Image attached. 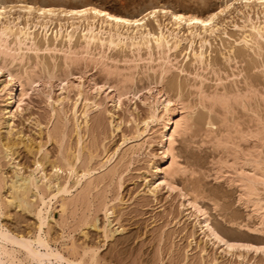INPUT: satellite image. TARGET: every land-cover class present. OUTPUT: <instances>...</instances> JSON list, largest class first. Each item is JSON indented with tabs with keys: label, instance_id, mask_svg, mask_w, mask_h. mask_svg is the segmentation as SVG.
Listing matches in <instances>:
<instances>
[{
	"label": "rangeland",
	"instance_id": "obj_1",
	"mask_svg": "<svg viewBox=\"0 0 264 264\" xmlns=\"http://www.w3.org/2000/svg\"><path fill=\"white\" fill-rule=\"evenodd\" d=\"M35 1L40 5L62 7L92 3L129 16L162 3L187 13L205 14L223 3V0ZM251 14L256 21V14ZM233 15L222 31L207 38L204 64L194 62L192 55L187 57L190 52L187 42L169 54L173 65L179 69L171 68L160 86L170 91L172 97L181 96L184 105H188L184 115L189 116L190 126L176 137L174 145L178 164L184 170L173 179L172 190L163 185L155 195L150 194L148 181L154 183L159 178L154 167L164 168L168 160L159 143L162 121L151 132V139L146 137L136 142L134 136L142 129L152 106V98H147L148 89L155 90L162 63L156 50L151 57L145 49L133 53L125 47L119 48L107 52L110 60L105 59L106 65L95 66L92 63L95 59L91 62L90 56L82 54L84 49L76 42L73 46L76 54L71 55L72 60L66 65L64 53L54 50L52 44L53 50H44V40L38 34L36 40L42 49L39 47L41 50L37 53L25 51L23 59L13 64L8 57L9 62L0 57V62L7 61L13 71L22 75L15 81L17 98L23 101L17 102L20 109L14 107L9 126L0 123V140L9 139L16 144L12 156L0 155V175L10 178L15 172L25 176L32 174V184L37 182L35 184L46 194L49 189H55L56 183L62 185L65 181L71 185L66 200L63 199L68 203L66 210L59 206L61 195L56 196L57 201L52 197L53 211L49 214L52 217L46 216L48 219L40 232L53 241L51 248H56L55 242L59 241L57 250L62 255L68 253L64 257L80 258L83 264H264V252L255 255L252 250L246 254L245 249L238 247L227 253L225 247L210 240L201 229V219L198 221L188 204V199L198 198L199 205L210 214L213 226L224 239L235 244L264 246L261 217L236 182L240 167L253 171L243 161L254 157L259 167L264 168V40L256 39L258 43L255 40L256 43L246 45L241 42L249 32L246 26L249 22L245 23L241 14ZM199 45L195 42L194 50H199ZM54 46L66 50L63 43ZM99 51L93 53L97 55ZM6 71L0 72L1 83L7 82ZM49 73L52 76L48 77ZM26 74L34 83L21 86L22 81L28 79ZM63 79L70 85L64 87ZM81 82H84V90L79 96L77 87ZM100 85L102 92L97 94L96 87ZM109 85L125 94L118 107H114L109 98ZM22 90L27 93L24 95ZM6 98L7 90L0 91V122L4 123ZM87 99L100 108L95 106L94 109L91 104L85 126L82 112ZM176 107L180 114L177 102ZM77 123L81 130H76ZM78 131L83 140L81 153H78ZM125 139H128L127 144ZM112 155L113 159L102 165L105 158ZM69 162L75 167L74 171H70ZM87 167L91 168L92 175L88 176L91 179L85 177L73 187L76 174ZM69 175L73 179L69 180ZM32 184L27 188L28 206L24 210L10 207L4 210L5 215H0L1 223L16 237L22 234L34 238L39 233L34 212L41 208L38 195L43 192L35 190ZM256 187L259 196L255 198L264 200V184ZM0 193L5 197L7 192ZM46 194L44 199L48 201L51 194L48 197ZM261 211L264 213V209Z\"/></svg>",
	"mask_w": 264,
	"mask_h": 264
},
{
	"label": "bare ground",
	"instance_id": "obj_2",
	"mask_svg": "<svg viewBox=\"0 0 264 264\" xmlns=\"http://www.w3.org/2000/svg\"><path fill=\"white\" fill-rule=\"evenodd\" d=\"M8 2L7 1L5 2L4 0H0V10H2V11H0V57L2 58V56H3L4 60H7V61H8V59H7V57H8L10 60V62L9 61L8 62L11 64L15 63L19 59L22 60L23 57L25 56L24 55L25 51L33 50L37 53L39 50L42 49L38 45L40 42H38L36 40L38 38L37 37L38 34H40L41 37L43 38L42 41L44 40L43 43L46 46L43 48L44 50H45V48L47 50L52 49V48H50V46H51L50 44H52V46L54 47V50L62 51V53H64L66 65H69L68 61L72 60L71 55L75 56V54H76L75 49L73 47L74 44H76V42L81 43V47L84 49L83 50L84 52L83 51L81 52L82 54L84 53L85 55L90 56L91 62L93 61V59H95L94 60L95 62H92L93 64L95 63V66H97L98 63H102V64L106 65L107 62L105 63V59H109V56H108L109 53L107 55V52H109V51L113 52L116 49L123 48V47H125L126 49L132 50L133 53H134V51L140 52L141 50L145 49L146 51H148L147 53L151 57H152V52L154 50L157 51V53L159 54V57H160L159 60H162V63H160V65H159L160 71L158 73L159 74L158 80L155 82L156 83V87L154 88L155 90H153L152 88L148 89L150 92L149 93L150 96H148L147 98H152V104L150 103L152 106L150 107L151 109H150L149 116L143 121V127L141 126L142 129L139 128L137 130L136 135L134 136L135 141L136 140L140 141L142 139H145L146 137H150V134L153 131V129L155 128V126L158 125L160 123V121H162V131L160 132L159 143L161 145L163 156L165 158L168 157V160H166L164 168L159 167L158 165L154 167L156 173L158 172V175H156V174L155 175H156V177L159 176V178H157L154 183H150V181H148L147 186L149 187V192H150V194L152 193L154 195L159 191V188L163 187V185H165V187H168L169 190L170 189L172 190L174 188L173 187V181H174L173 179L175 178L176 175L181 173L182 170H184V169H181L180 165L178 164L177 155L175 154V146L174 145L176 143V137L180 136L183 132L188 130L189 126H190V124H189L190 118H188L189 116L187 117L186 114L184 115V111L187 109L188 105H187V107L184 105L185 103L182 100L181 96L172 97L170 91L164 90L160 86L161 82L163 81L162 79L164 78V75L167 72H169L171 70V68L175 67V68L179 69V67L178 66L176 67L175 64L173 65V62L170 60V56H169L170 52L177 51L181 46H183L184 43L187 42L186 44H188V48L191 52V53L190 52L187 53L188 54L187 57L189 55L190 56L192 55L194 62H197L199 64H204V61H206V55H205L204 48H205V45L208 44L207 38L214 36V35L216 36L217 32L222 31V29L225 28V22L229 20L228 18L231 19L232 16L234 17V15H233L234 13H236L237 15L241 14L244 18L245 23L249 22V24L247 23L248 25H246L248 27L249 32H247L248 34L243 36V39L241 40V42H244L246 45V44H250L251 42L254 43L256 39L264 40V4L259 3V0H249L248 3H244V0H223V3L220 4L219 7H216L215 9L208 10L205 14L204 13L203 14L202 13L197 14L194 12L193 13H187L185 11L173 8L167 4L162 3V4L152 5V6L148 7V9H146L144 12H142L138 15H134V16L133 15L129 16V15L117 13L115 11H112L111 9H108L104 5H96V4H92V3H85L82 5H74L71 7H64V6L62 7V6L48 5V4L47 5H45V4L40 5V4H37L35 0H9ZM228 4H233V7L231 9H228L227 8ZM157 7H159L162 10L167 9L171 13V15L165 16L163 11H161V13H159L157 15L155 20L149 19L142 26L118 24L115 21L110 20L108 17L97 16L91 12H89L83 16H81V15H66V13L80 12L85 8H96V9H99L100 11L108 12L110 16H118V17H121L124 19H136V18H142L144 16L145 12H147L151 9L157 8ZM220 8H225L226 11L224 13H222L219 17H217V20L214 21L213 24L207 28H205L203 25H195V24L189 25L186 23V21L188 19H197L198 18V19L207 20L209 18V16H211L214 12H217ZM47 9H51V13L46 11ZM252 12L255 13L257 16L256 21H255V19L253 20L250 17V15L252 16V14H251ZM175 15H182L183 17H185V21L173 20L172 16H175ZM261 15L263 18L262 21H261ZM22 19H24L23 20L24 22L22 21ZM20 20H21V22H20ZM195 42L200 43L199 50H194ZM12 43L14 44L13 45L14 47L13 46L11 47ZM59 43H63L64 46L66 47V50H63L64 47L62 49H58V48L55 49L54 45L59 44ZM257 43H258V41H257ZM259 44H260V42H259ZM258 46H260V45H258ZM97 49H98V51L99 50L100 51H99V53L95 52V53H98L97 55H95L93 53V51H96ZM87 58H89V57H87ZM7 61L6 62L5 61L0 62V72L3 71V69L7 70L6 71L7 74H5L6 78H7V82L6 83L0 82V85L2 84V86L0 87V91L2 92V90H7V98L5 99V104H4L5 108H3L5 110L3 112L6 113V119H4L6 124L4 122H0V123H3L4 125L9 126L10 125V117L12 116V113L15 112V111H13L14 107L19 108L20 104H18V103H21V101H22V98H20V99L17 98L16 81H15L16 77L21 79L22 75L19 76V74H17L15 71H13V69H11V67H9L7 65V63H8ZM175 61H177V60L175 59ZM107 66H109V65H107ZM28 76L29 75H27L28 79H25L26 80L25 82L21 80L23 82V83L21 82L22 83L21 86L26 85V83H30V85H32L34 83V82H31L33 80ZM49 76H52V74L49 73L48 77ZM9 77H11V79H9ZM66 79L62 80L64 87H65V85L66 86L70 85V84L66 83V81H68ZM81 79H82V76H81ZM85 80H86V78H85ZM109 86H110L109 87L110 93L108 92L110 95L109 98H111V100H112L111 101L112 105H114V107H118L121 104V102H120L121 98L123 96H125V94L119 88H117V87L112 88L113 87L112 85H109ZM164 86H165V84H164ZM77 88L79 90V92H78L79 96H81L83 94L82 91L84 90V82H81V84ZM101 89H102L101 85L96 87L97 94L100 93ZM200 89H202V88H200ZM201 92H203V89L201 90ZM25 93H27V92H25ZM25 93L23 91L24 95H25ZM23 94H22V96H23ZM203 99H204V97H203ZM86 101L87 102H86V104H84V108H83V112H82L83 122H84L85 126L88 125V116H89V112L92 109L91 104L94 103L93 101L88 100V99ZM176 102L179 103V105L181 107L180 110H181L182 114L181 113L177 114ZM93 105H94L93 108L95 106L99 107V105H97V104H93ZM115 109H117V108H115ZM74 111L76 113L75 108H74ZM0 126H1V124H0ZM76 128H78L76 130L82 129L80 124H78ZM78 133H77L78 134L77 137H79V138H77V139L79 140L78 141L79 151L78 150L77 151H78V153L79 152L81 153V149L83 148L81 141H83V140H82V137H80L81 133L79 131H78ZM149 139H151V137ZM127 140L126 139L124 140L125 144H127L125 142ZM124 143H122V145H125ZM14 145H16V144L12 143V141H10L9 139H5L4 141L0 140V152H1L0 155L4 154L6 157H7V155L12 156ZM150 146H151V144H150ZM261 146H262V144H261ZM83 152H84V149H83ZM93 154H94V152H93ZM73 155L74 154H72V157H73ZM5 156H2V157H5ZM76 157H78V156H76ZM68 158H66V159H68ZM79 158L80 157H78L76 159H79ZM105 159H106L105 164L103 162L102 165H106V163H109L113 159V155L111 157H107ZM253 159H254V157H253ZM253 159L250 161H247L245 159L246 161H243L246 166H247V164L249 166H251L253 171L247 172V171L243 170V167H240L241 168V171L239 173L240 176L237 174L239 177L237 178L238 181L236 180V182L240 183V185H241L240 187L243 188L244 194L247 196V198H249V202L252 203V206L255 209V210L254 209L253 210L257 214L260 215L261 220H262L261 221L262 225H264V213L261 211L264 209V200H261L259 198H257V199L255 198V197L259 196V191L257 190L256 185L261 184V183L264 184V168H260L259 167L260 163L255 162V160H253ZM260 162H261V160H260ZM65 163H66V161H65ZM89 164H90V162H89ZM244 164H242L241 166H243ZM68 165H69L70 171H74L73 169L75 167L72 166V163L69 162ZM39 166H41V165H39ZM54 167H55V165H54ZM110 171L111 170H109V172ZM15 173H14L15 175L13 174V177L10 176V178L9 177L6 178L5 175L4 176L0 175V191L5 190V192H7L5 197H3L0 193V215L1 216H2V214H4L3 213L4 210L5 209L8 210L10 207H12V208L15 207L17 209L19 208V209L24 210L28 206L27 205V203H28L27 199H28V195H29L28 191L30 189L28 185L32 184V181H34V179H33V177H31L32 174L30 176H25V175H21L19 172H18V174H17V172H15ZM90 174L92 175L91 168L87 167V168L82 169L81 172L76 174V181L73 182V187L74 186L77 187V185L81 183L82 179L85 177H88ZM31 178L33 180H31ZM35 178H36V176H35ZM88 178H90V177H88ZM48 182H50V181H48ZM52 182H54V181L52 180ZM88 182H90V181H88ZM35 183H37V182H35ZM35 183H33L35 186L34 189L39 192V190H40L39 185L35 184ZM64 183H65V181H64ZM64 183L62 185H61V183L60 184L56 183L57 185L55 184L56 187L54 186L55 189L53 188V191L51 189H49L50 190L49 193L51 194V198L49 196L50 195L49 193H48L49 194L48 195V194L44 193L42 190H40V193L43 192L42 194H39V193H38L39 195L36 194L39 197H41V200H40L41 205L38 204L39 207H41V208H39V209L36 208L37 212H34L36 220H37L36 221V223H37L36 227H38V229H39L38 230L39 233L35 234L36 236H34V238H32L30 235H22V234H20L19 236L16 237L0 221V260L3 261V264H24V260L27 259V252L25 251V249L28 247L29 244L31 245L32 251L39 253L37 264H45V262H46V264H55V262L57 264H62L61 259L59 257H57L54 254H50L51 253V247H50V249H42L38 244L35 243V241L45 239L42 236L43 234L40 232H42V228L46 224L45 220L48 219V218H46V216L51 214L53 211L52 210L53 207H51L52 197L55 198V200H56L58 198V197L56 198V196L61 195L60 197L62 199H60L61 201H59L60 202L59 206L64 211L66 210V207H67L66 205L68 203L67 202L65 203L63 199L66 200L65 195L69 194L71 185L70 184H69L70 186L67 185L68 184L67 182L65 184ZM88 184H86V185H88ZM46 185H48V187H49V183ZM76 187H75V189H76ZM87 187H86V189H87L86 193L88 191ZM27 188H29V189H27ZM47 188H46V190H47ZM71 189H73V188H71ZM89 190H90V188H89ZM37 191L35 193H37ZM257 191H258V193H257ZM45 194H46V196L47 195L49 196V197L47 196L48 201L44 199ZM40 195H42V196H40ZM252 197H254L255 199H252ZM193 198L194 199H188V204L193 209V211H194L193 213H195L194 215L198 219V221H200V219H201V221L199 223H201V229L205 233V235L210 240H212V241L215 240L217 243H219L223 247V249L225 247L224 250L227 253H229L232 249H235V248H231V249L228 248L229 244H235V243H232V242L224 239L223 235L221 236L219 234V232L217 231V228H215L211 222L212 220L210 219V214L207 213L206 210L202 209V207L199 205V203L197 201L198 198H196V197H193ZM67 200L69 201L70 199H67ZM251 203H249V204H251ZM35 205H36V203H35ZM44 209H45V211H44ZM260 211L262 212V214L260 213ZM43 212L44 213L46 212L45 214H47V215H44ZM49 217H50V215H49ZM106 234L107 233H105V236H106ZM218 237H219V239H218ZM222 241H223V243H222ZM21 244L25 245V249H21V247H20ZM237 245H249V246H251V249L248 247H243V249H245V251H246V254H248L249 252L254 250V252H255L254 254L256 255L258 253V251H256L255 249L261 248V247L256 246V245L244 244V243H238ZM262 247H264V246H262ZM237 248L238 247H236V249ZM22 252L24 253V256L20 257V255H18V254H21ZM242 255L244 257H246V255H244V254H242ZM61 256L65 260H72L74 262V264H83V261L80 258L79 259L74 258L75 260H73V259H69V258L64 257L62 254H61Z\"/></svg>",
	"mask_w": 264,
	"mask_h": 264
},
{
	"label": "snow or ice",
	"instance_id": "obj_3",
	"mask_svg": "<svg viewBox=\"0 0 264 264\" xmlns=\"http://www.w3.org/2000/svg\"><path fill=\"white\" fill-rule=\"evenodd\" d=\"M249 0H244V3H248ZM259 3L264 4V0H259ZM233 7V4H228L227 8L231 9ZM30 10V9H29ZM2 11V10H0ZM46 11H48L49 13H51V9H47ZM161 11H163L165 16L171 15V13L167 10V9H160L159 7L151 9L147 12L144 13V16L142 18H136V19H124L118 16H110L108 12L105 11H100L99 9L96 8H85L80 12H76V13H66V15H85L89 12L94 13L97 16H101V17H108L110 20L115 21L118 24H125V25H137V26H142L144 25L149 19L155 20V18L157 17V15L159 13H161ZM226 11L225 8H220L217 12H214L211 16H209V18L207 20H203V19H188L186 21L187 24L189 25H203L205 28L211 26L213 24L214 21L217 20V17H219L222 13H224ZM172 19L175 21H185V17H183L182 15H175L172 16ZM9 79H11V77H9ZM21 103H23V101H21ZM68 179H73L71 175L68 176ZM219 239V237H218ZM36 244H38L42 249H50V247L53 244V241L50 238H45L43 240H36L35 241ZM223 243V241H222ZM56 244V248H51V253L50 254H54L57 257H59L61 259L62 264H74V262L72 260H65L63 259V257L61 256L60 252L57 251V248L59 247V241L55 242ZM21 249H25V245L21 244L20 245ZM236 247H248L251 249V246L249 245H237V244H229L228 248H236ZM258 252H264V247L261 248H257L255 249ZM25 251L27 252V259L24 260V264H37L38 262V257H39V253L32 251L31 245L29 244L28 247L25 249ZM64 256H67L68 253L65 252L63 254ZM87 255V253L85 254ZM93 256L95 255V253L92 254ZM21 256H24V253H21ZM0 264H3V261L0 260ZM46 264V262H45Z\"/></svg>",
	"mask_w": 264,
	"mask_h": 264
}]
</instances>
